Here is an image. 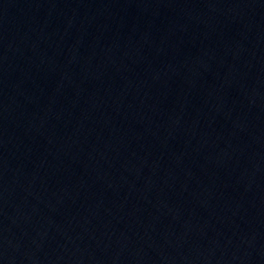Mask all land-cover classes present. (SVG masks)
I'll return each instance as SVG.
<instances>
[{
  "label": "water",
  "instance_id": "water-1",
  "mask_svg": "<svg viewBox=\"0 0 264 264\" xmlns=\"http://www.w3.org/2000/svg\"><path fill=\"white\" fill-rule=\"evenodd\" d=\"M0 264H142L1 58Z\"/></svg>",
  "mask_w": 264,
  "mask_h": 264
}]
</instances>
